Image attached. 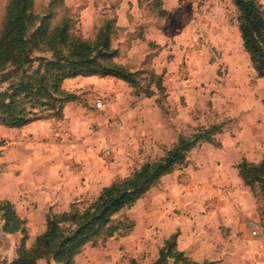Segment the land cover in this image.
<instances>
[{
	"label": "rangeland",
	"instance_id": "obj_1",
	"mask_svg": "<svg viewBox=\"0 0 264 264\" xmlns=\"http://www.w3.org/2000/svg\"><path fill=\"white\" fill-rule=\"evenodd\" d=\"M257 1L264 15V0ZM7 2L0 0V29ZM28 13L31 24L27 39L32 58H48L51 54L42 45H33L38 40L34 32L42 20L47 18L44 27L50 30L66 18L72 33L92 39L109 19L114 61L140 74L135 87L102 75L66 79L63 88L75 94L76 100L64 104L60 117L49 113L35 120L51 125L54 145L74 150L73 157L65 154V163L72 162V167H79L78 172L84 168V174L69 185L28 183L23 170L36 158L33 148L18 146L9 132L0 133V202H10L23 222L19 231L6 233L0 220V264H11L21 247L29 248L56 211L71 207L83 210L114 174L130 175L143 163L162 157L178 138L207 130L205 138L175 168L181 172L159 180L132 207L118 212L113 217L117 226L113 235L86 244L73 261L128 264L134 258L148 263L165 238L175 232L179 218L186 215L182 198L190 178L194 185L193 178L199 177V187L210 184L216 174L220 181L225 176L231 180L234 175L229 167L234 170L240 161L257 163L264 157V77L252 68L242 47L239 13L232 0H34ZM37 65L34 59L31 68L24 71L0 67V93H9L22 78L31 76ZM123 85L127 89L123 87L119 93L130 92V107H140L139 112L128 110L126 118L120 119L108 115L109 107L94 108L95 96L116 97L114 91ZM150 92L158 111H149L146 104L138 103ZM37 156L40 159L42 154ZM57 156L59 153H54L52 158ZM229 182L230 187L235 186L232 180ZM244 187L250 195L243 190L238 198L224 197L226 203L236 200L223 216L230 225L252 230L258 242L225 249L229 259L226 264H264L263 193L258 184ZM222 221L215 224L218 231L208 220L210 226L205 227L212 243L220 239L219 257L224 251L221 240L241 235ZM214 259L203 263L216 264ZM36 264L59 263L47 258Z\"/></svg>",
	"mask_w": 264,
	"mask_h": 264
},
{
	"label": "trees",
	"instance_id": "obj_2",
	"mask_svg": "<svg viewBox=\"0 0 264 264\" xmlns=\"http://www.w3.org/2000/svg\"><path fill=\"white\" fill-rule=\"evenodd\" d=\"M232 3L239 13L242 47L252 68L259 77H264V15L261 6L257 0H232ZM33 6L34 0H8L5 6L0 29V67L10 66L13 71H24V68H31L34 59L38 60V65L33 68L31 76L22 78L9 93H0L1 126L21 128L49 113L60 117L64 104L76 100L75 94L63 88V82L69 78L102 75L132 87L138 85L140 73L114 61L116 52L110 47L112 22L109 19L103 21L92 39L72 33L66 18L60 19L50 30L44 27L47 18L42 20L34 32L38 40L33 45H42L51 54L48 58H32L27 33L31 24L28 12ZM151 96L150 92L144 97ZM206 134L207 130L203 134L178 138L162 157L143 163L132 174L103 187L97 198L83 210L71 207L51 215L45 231L29 248L21 247L11 264H36L47 258H53L59 264H74V257L86 244L111 237L117 230L113 217L132 207L161 177L174 171L186 153ZM235 168L243 185L252 187L258 184L264 198V157L257 163L240 161ZM0 220L6 233H15L22 228V220L8 201L0 202ZM128 264L210 263H197L184 256L176 249L175 237L171 236L152 262L142 263L132 258Z\"/></svg>",
	"mask_w": 264,
	"mask_h": 264
},
{
	"label": "crops",
	"instance_id": "obj_3",
	"mask_svg": "<svg viewBox=\"0 0 264 264\" xmlns=\"http://www.w3.org/2000/svg\"><path fill=\"white\" fill-rule=\"evenodd\" d=\"M123 87L127 89V86L123 85L120 87V89L116 88V92L114 91V96L116 97H113L112 101L108 106V115L110 117L123 119L126 118L128 110H130L131 113L139 112L138 110L140 107L135 110L130 107L131 101H133V96H131L130 92H127L128 95L124 93H119L122 90L121 88ZM140 101L141 102L138 103H140V105H142V103H144L143 105L146 104L145 107L149 111L150 109L152 111L160 110L159 107L154 103V101L152 102L149 97H144V99H141ZM148 110L146 111V113H149ZM8 132L10 133V137L15 140L18 146L20 145L26 146L27 148H33V151L36 155V158L29 161L27 163L28 166H25L23 170L25 172L26 177L28 178V183L33 185H53L54 183H59L60 185H69L71 180L75 179L76 177H80L84 174V168L81 172H78L79 167H72V162L65 163V154L68 153L71 157H73L75 156L74 150H70L69 148L68 150H65L64 145H54V143L52 142L53 132L51 129V125L47 124V122L35 121L21 128H7L0 125L1 134ZM73 145L74 147L78 146L77 140H74ZM39 153L42 154V157L40 159H38L37 156V154ZM54 153H59V156H57L56 158H52V155ZM229 168L231 175L232 173L234 175V178H231V176L230 178L234 182V184H232L233 186L235 185V188L230 187L228 185L230 183L229 181L231 180H228L227 176H225L221 180L223 182H221L220 180H218L219 178L216 174V176L212 178L211 183L209 184L207 182V185L205 187H199V177L193 178L195 179V186L191 184L190 178V180H188L187 182L189 183V185H187L188 187L186 186L187 188L186 190H184L182 206H184L183 211H185L184 213L186 215L181 216L179 218L180 224H176L174 228L175 232L172 234L175 237L176 249L182 252L184 256L197 263H203V261L205 260H212L215 258L213 261H215V263L217 262L216 264H226L229 261V259H227V255H225L227 248L232 249L233 246L242 247L243 243H245V246H251L254 244L256 245V243L258 242V240H256L252 236V230L250 231L249 229L242 227V225L240 224H236L235 226L230 225V222L224 218L225 216H223V214L226 215V213H229L228 205L233 204V201L235 202L236 200L234 199L230 203H226L227 200H225L224 197H226L227 195H236V198H238L240 192L243 193V190L250 195V191L248 190V188H245L243 186L240 178L238 177L236 168L233 167L235 172L232 167ZM179 170L181 169H175L170 174L161 177L160 181H163L170 175L178 174L179 172H181ZM118 177H124V175L114 174L103 187L109 185ZM218 200H222V203H218ZM216 201L218 204L216 203ZM204 204H206L205 208ZM59 212V210L56 211V213ZM220 219H222V222H224L231 228V231L236 230V232H239L241 235L239 236L240 238L236 235L231 236L230 238H228L227 241H225L226 243L223 242L224 240H221L220 243L223 244L224 251H222V255L219 257L218 255L220 254H217V245L220 239L218 240V242L212 243L210 241V238H208L209 234L206 233L205 227L211 225V227H214L215 231H218L215 228V224L218 223ZM207 220L210 221V225L206 223ZM193 228L194 232H197L199 235L194 236L192 234L194 233ZM171 235H168L165 240H167Z\"/></svg>",
	"mask_w": 264,
	"mask_h": 264
},
{
	"label": "built area",
	"instance_id": "obj_4",
	"mask_svg": "<svg viewBox=\"0 0 264 264\" xmlns=\"http://www.w3.org/2000/svg\"><path fill=\"white\" fill-rule=\"evenodd\" d=\"M113 97L106 95H97L93 98V106L97 110H106ZM108 153V152H107Z\"/></svg>",
	"mask_w": 264,
	"mask_h": 264
}]
</instances>
